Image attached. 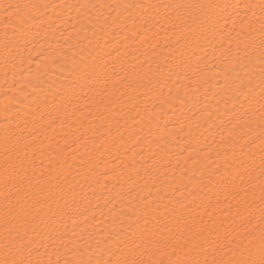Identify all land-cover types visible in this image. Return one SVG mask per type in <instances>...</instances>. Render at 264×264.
<instances>
[{"label":"snow or ice","instance_id":"6c2138e0","mask_svg":"<svg viewBox=\"0 0 264 264\" xmlns=\"http://www.w3.org/2000/svg\"><path fill=\"white\" fill-rule=\"evenodd\" d=\"M49 7L68 27L24 76L21 49ZM0 23L5 68L23 77L8 103L31 101V119L0 130V264H264V0H0ZM173 77L215 102L153 134ZM168 90L174 110L181 87ZM193 125L217 131L193 135ZM185 127L190 142L173 165L172 138ZM125 133L147 142L151 162L142 183L128 176L119 210L105 201L111 223L101 227L92 201L111 176L98 157Z\"/></svg>","mask_w":264,"mask_h":264},{"label":"bare ground","instance_id":"6f19581e","mask_svg":"<svg viewBox=\"0 0 264 264\" xmlns=\"http://www.w3.org/2000/svg\"><path fill=\"white\" fill-rule=\"evenodd\" d=\"M7 2V0H5ZM34 2L48 5L55 4H71V3H79V2H87V0H34ZM97 2H116V0H97ZM128 2L132 3H149V2H166V0H128ZM218 2H224L229 4H240L243 5L245 3H254L258 2V0H218ZM57 11L63 10H54L52 7L44 8L41 10L39 17L36 23L33 25V33L35 35V39L32 43L27 44L21 49L22 57L25 63L21 68L24 76H27V61L31 60V67L33 70L36 68V62L38 59H42L39 55L41 52L48 48L49 43L53 45L56 44L57 40L60 38V32L63 28H67L68 25H63L62 27L58 26V22H55ZM240 16L237 17V30L239 28L240 21L244 19V9L241 7ZM51 18V19H50ZM43 19L45 23L43 25L39 24V20ZM51 24V27L49 25ZM225 28L230 29L233 27L231 20H229L225 25ZM11 31V29H9ZM4 32V25L0 23V38H2ZM63 43V40L59 41ZM203 55V53H201ZM209 58H211V54H209ZM7 71V75L5 72ZM15 73V74H14ZM23 77L20 75L16 69L12 68L11 65L8 68H5V64L3 62L2 55H0V130H2L8 121L19 122L20 117H26L31 119L30 116H27L29 113L28 105L31 103L30 100H26L23 104L21 103H8L9 97H15L18 94L14 91V88L20 87L21 80ZM176 77H173V81L169 83L168 87L164 88V98L167 103L163 104L162 107L166 112L169 113L168 116L160 119L157 123L151 125V131L153 134H158L162 132L165 128L172 129L173 126L179 129L181 124L191 123L190 118L193 116V113H196L198 117L200 114L197 111V108L203 107L205 103L212 104L215 101L212 100L211 96L205 100V96L203 94V90L200 92H195L193 90L192 85L189 81L180 79L179 84H175ZM212 84H215V81H212ZM169 87L172 88V94L175 95V89L177 87H181V96L183 97V103L177 102L174 106V110L168 107V104L171 103V99L169 98ZM25 92H29L28 89H25ZM187 95H184V93ZM198 100V103L196 102ZM10 109L9 111H5V106ZM161 105H158L160 107ZM34 107V106H33ZM223 111V109H222ZM132 121L129 120L128 124L125 125L129 130L132 128ZM143 125H137L136 131L139 132L140 127ZM123 130V129H122ZM217 129L213 128L211 132H215ZM211 132L207 131L205 127H201L198 131L195 130V125H193V135H199L200 133H204V136L211 135ZM189 129L187 127L184 128L182 132H177L174 134L172 138V144L170 151L173 153L172 163L175 165L176 156L175 154L180 152L181 149L188 147L190 142L189 137ZM49 136L52 135L51 132L48 133ZM142 136H146L148 140H151L153 137L148 135V127H144ZM204 136H201L200 139L203 140ZM193 143H195L193 141ZM141 145H143V159L141 158ZM154 148L155 145L153 144ZM118 149V150H117ZM258 151V149H257ZM110 154H105L104 157H98L101 160L100 168L98 172L108 171L111 179L102 178L101 186L96 188L95 195L92 201V208L96 212L95 222L99 224V226L103 227L105 222L111 223L110 220V212L109 208L111 205L105 206L106 200H113L116 204L117 210H119L122 204H126V199H121V196H127L129 188L132 187L131 181H128V176H132L134 180H139L141 183L144 180V167L145 160L151 162V153L148 150V145L145 140H141L137 143V140L129 136L128 133H125V137L123 141H118L116 147L108 149ZM133 154L135 155V159H133ZM187 155V153H184ZM3 159L2 150H0V160ZM181 165H183V157L180 159ZM129 165H134V167H128ZM136 170H139V175H137ZM171 175V172H169ZM179 175V173H177ZM198 175V174H197ZM106 185V187H105ZM144 193H141L143 195Z\"/></svg>","mask_w":264,"mask_h":264}]
</instances>
